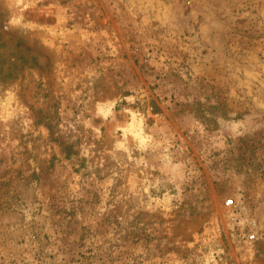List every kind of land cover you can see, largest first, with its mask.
<instances>
[{
  "label": "rangeland",
  "instance_id": "obj_1",
  "mask_svg": "<svg viewBox=\"0 0 264 264\" xmlns=\"http://www.w3.org/2000/svg\"><path fill=\"white\" fill-rule=\"evenodd\" d=\"M0 264H264V0H0Z\"/></svg>",
  "mask_w": 264,
  "mask_h": 264
},
{
  "label": "built area",
  "instance_id": "obj_2",
  "mask_svg": "<svg viewBox=\"0 0 264 264\" xmlns=\"http://www.w3.org/2000/svg\"><path fill=\"white\" fill-rule=\"evenodd\" d=\"M226 205L228 206V205H233V201L232 200H229L227 203H226ZM254 238V235H251L250 236V239H253Z\"/></svg>",
  "mask_w": 264,
  "mask_h": 264
}]
</instances>
